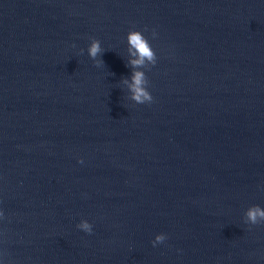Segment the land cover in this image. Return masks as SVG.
<instances>
[{"label":"water","instance_id":"obj_1","mask_svg":"<svg viewBox=\"0 0 264 264\" xmlns=\"http://www.w3.org/2000/svg\"><path fill=\"white\" fill-rule=\"evenodd\" d=\"M131 29L150 104L124 83ZM253 204L264 0H0V264H264Z\"/></svg>","mask_w":264,"mask_h":264},{"label":"clouds","instance_id":"obj_2","mask_svg":"<svg viewBox=\"0 0 264 264\" xmlns=\"http://www.w3.org/2000/svg\"><path fill=\"white\" fill-rule=\"evenodd\" d=\"M152 34L155 36L154 31ZM127 42L129 44V54L135 58L129 60L130 65L134 69L130 78L131 83L127 79L124 80V83L128 84L131 91V98L137 104H150L153 101V96L148 90L149 81L145 73L137 69L146 67L147 65H155L157 60L156 53L148 39L139 30H129L127 32ZM102 51L100 41L96 38H91L87 52L96 66L103 64L102 60L97 59ZM0 216H2V213H0ZM244 216L246 223L250 225L260 224L264 222V208L255 204L250 205L245 210ZM76 226L86 233L92 232V225L87 220L81 219ZM166 239L167 236L165 233H157L151 243L155 247L157 244L163 243Z\"/></svg>","mask_w":264,"mask_h":264}]
</instances>
